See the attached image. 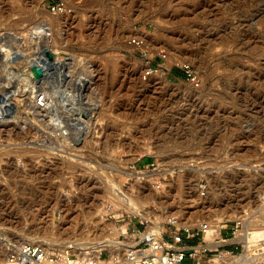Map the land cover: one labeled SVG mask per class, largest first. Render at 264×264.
Instances as JSON below:
<instances>
[{
	"label": "rangeland",
	"instance_id": "rangeland-1",
	"mask_svg": "<svg viewBox=\"0 0 264 264\" xmlns=\"http://www.w3.org/2000/svg\"><path fill=\"white\" fill-rule=\"evenodd\" d=\"M54 1L68 10L52 12ZM38 29L68 57L69 76L30 75ZM1 43L37 91L15 97L17 112L0 123V264L23 241L97 254L113 225L132 241L151 219L210 222L229 202L245 221L220 250L239 254L233 264H264V239L250 248L238 238L264 225V0H0ZM60 85L96 107L81 135L70 115L59 126L46 111L69 98ZM238 219L220 221L224 234Z\"/></svg>",
	"mask_w": 264,
	"mask_h": 264
},
{
	"label": "built area",
	"instance_id": "built-area-1",
	"mask_svg": "<svg viewBox=\"0 0 264 264\" xmlns=\"http://www.w3.org/2000/svg\"><path fill=\"white\" fill-rule=\"evenodd\" d=\"M49 7L52 12L58 14L68 10L62 1H54ZM133 42L138 45L142 43L137 39ZM149 165L154 166L155 163ZM260 208L264 211V192L260 198ZM244 221V217L235 220V225L228 227L230 231H225L226 235L223 222L217 232L209 231L211 223L208 221L188 226H177L176 221H168L166 228L161 225L160 230L139 234L138 237L134 236L132 241L120 239L118 247L102 248L98 254L90 247H73L61 251L41 242L28 240L19 243L9 252L7 259L15 264H204L213 258V252L220 255L221 247L227 246L228 241L236 236ZM196 239L200 240L198 244H195ZM213 241L219 242L216 247L209 245ZM125 244L130 245L125 247ZM196 245L201 247L195 248ZM106 249L109 251L107 255ZM227 251L232 256L235 255L232 250L226 249Z\"/></svg>",
	"mask_w": 264,
	"mask_h": 264
},
{
	"label": "bare ground",
	"instance_id": "bare-ground-1",
	"mask_svg": "<svg viewBox=\"0 0 264 264\" xmlns=\"http://www.w3.org/2000/svg\"><path fill=\"white\" fill-rule=\"evenodd\" d=\"M44 31L45 30H39V29L36 30V32H37V35L36 36H38V45H37V48H36L37 49L36 55H33V56H36L37 59H38V61H39L38 63H40L44 67V70L46 71V76L45 77L54 76L53 74L56 73V72L59 75H65V77L66 76H69V73H67V71L65 70V66L68 64V57H65L63 55H60L59 53H57V50H54L53 47H51L48 44H46V42L44 41L45 36H46V32H44ZM6 44H8V43H6ZM6 44H4V43H1L0 44V47L2 49V52H1L2 56H1L0 59L3 60V63L0 64V68H2L0 70V73H2V74H3V72L5 73L4 77L1 76V78H0V90L1 89L2 90L4 89L1 92V95H0V123L7 122L6 121L7 118H9L10 115L12 116V113L13 112L14 113L17 112V108L16 107H18V105L16 104V102L17 101L20 102L22 99L20 97L17 100H15V97L21 96L22 95L21 94L22 92H26V93L28 92L29 95H28V97L26 99L28 101H30L31 99H34V101H35L36 91H37V85H36L35 81H33L30 78H26L24 75H22L23 73H20L19 71H17V69L16 70H13V68L11 67V65L14 64L13 62L16 61V60L11 61V59H12L11 57H12V55L14 56L15 51H14V49L12 47L7 46ZM46 47L49 48V49H51L55 53V58H54L53 61H49L47 59L46 55L44 54V48H46ZM22 49L24 50V48H22ZM3 57H4V59H3ZM61 62H64V64H62V66H59L58 67V64L57 63H61ZM16 64H18L17 61L14 64L15 67L13 65L14 68H17L18 66H20V64H18L17 67H16ZM22 70H23V68H22ZM70 77H72V76H70ZM15 78H18L17 81H20L18 84H16V82H13V80ZM85 80H87V79H85ZM78 83L80 85H82V83H84V80L81 81V79H80V82H78ZM59 89L61 91L60 92L61 93L60 95H64V97H65L66 94H69V98L67 100H65V99L60 100L61 103H60V106L59 107H52V108H50L51 106L50 107H47L46 108V111H47V113H49V115L51 117V120L54 119V118L56 120L57 119L59 120V122H57V123H59V126L63 122L62 121L63 114H66L67 113L66 115H68V116L70 115V118L74 119V121H76V123H77L76 125H78L76 127L77 128V134L78 135L79 134L81 135L83 129H85V130L87 129L88 130L89 127H93V119L95 117H98L97 116V111H95L96 107H87L88 106V102L85 100V93H83V92L80 93L81 91H76L73 88H70L69 86H66V87L62 88V85L59 86ZM49 100H50V98H49ZM83 113H86V116H84ZM52 114H54V115L52 116ZM84 133L86 134V132H84ZM73 138L75 139V137H73ZM80 140H81V138H80ZM46 142L48 144H51L52 141L46 139ZM158 148H159V146H158ZM68 160H71V159H68ZM75 160H78V159H74V161ZM165 160H166V158H165ZM163 162H161V163H163ZM183 163H185V161ZM127 171L130 174H132V175L134 174L135 176H140L141 174L143 175V174L146 173L145 171H142L140 169L135 168L133 165ZM198 173L199 172H197V174ZM165 175L167 176V174H165ZM189 176H192V175H187V174L180 175L179 176V179L176 180V181L179 184L184 183L185 180L190 179ZM185 178H187V179H185ZM118 196H120V195H118ZM212 197H214V196H212ZM124 198H122V196H121V199L125 202V204L128 205V207H130V209H132L135 212H137L138 214H140L143 218L147 217V215L141 210L140 206H136L135 205L136 203H135V200L133 199V197H131L130 195H128V197H127V195H126V197H124ZM218 198H216V199H218ZM232 200L235 201L236 199L234 200V198H233ZM227 204H228V202H227ZM234 206H235V204L232 205L229 202V206H227V208L226 207L225 208L223 207V209H221V210H220V208H218L222 212L221 213H218V215L215 217L214 220L213 219H211L212 221L210 220L211 226H210L209 231H214L215 230V231L219 232V229H220V221L222 219L224 220L226 218H234V217H238V216L240 218H242L243 217L242 214L239 215V213H236L233 210H231ZM229 211H232V212H229ZM224 213H227V214H224ZM256 217H258V216H256ZM262 217H263V221H264V214H263ZM165 220L167 222L168 221H176V225H178V226H180L182 224L187 225V226L193 224V223L188 222L187 219H186V221H183V220L181 221L179 219H175L174 220V217L171 214L167 215V217L165 218ZM198 221H199V223L203 222V220H200V219H198ZM262 224H263V222H262ZM160 226H161V221L160 220L151 219L150 220V227H149V229L147 231H157V230H160ZM256 227L257 228H254L253 227L254 230H247L246 231L244 229V231L238 236L239 239H241L243 242H245V246H249L251 248V246L255 245L253 242L257 241L258 238H260V239L263 238L264 239V237H263L264 236V225H262L259 228H258V226H256ZM123 231L124 232L127 231L126 230V227H123V226L122 227H118V226L113 225L111 227V230H108L107 232H105V234L102 235V239L100 241H98V242H100V244L98 245V251L100 249H102V248H111V249H113L115 247H118L121 242H120V239L117 238V234L119 232H123ZM147 231L142 232L141 235L145 234ZM218 243L219 242H215V243L212 242L211 245L212 246H217ZM92 245H94V244H92ZM128 245H130V244H125L124 246L126 247ZM195 248H197V247H195ZM220 252H221L220 255H216L215 257H213L212 259H210V263L211 264H233V262H232L233 259L235 257L236 258L237 257L239 258V254L232 256L228 251L226 252V250H224V249L223 250H220ZM97 254H98V252H97ZM239 263L240 264H245L246 263V260H241ZM3 264H15V263H13L10 260H7L5 258L4 261H3Z\"/></svg>",
	"mask_w": 264,
	"mask_h": 264
},
{
	"label": "water",
	"instance_id": "water-1",
	"mask_svg": "<svg viewBox=\"0 0 264 264\" xmlns=\"http://www.w3.org/2000/svg\"><path fill=\"white\" fill-rule=\"evenodd\" d=\"M44 54L46 55V57L49 61H53L55 58V53L47 47L44 48ZM57 64L59 67V66H62V64H64V62L57 63ZM29 73L37 81H41L43 79V77L46 76V71L44 70V67L40 63L35 62V61L31 63ZM83 115L86 116V113H83Z\"/></svg>",
	"mask_w": 264,
	"mask_h": 264
},
{
	"label": "trees",
	"instance_id": "trees-1",
	"mask_svg": "<svg viewBox=\"0 0 264 264\" xmlns=\"http://www.w3.org/2000/svg\"><path fill=\"white\" fill-rule=\"evenodd\" d=\"M174 72H176L177 74H181V75H185L186 74L180 68H174Z\"/></svg>",
	"mask_w": 264,
	"mask_h": 264
}]
</instances>
